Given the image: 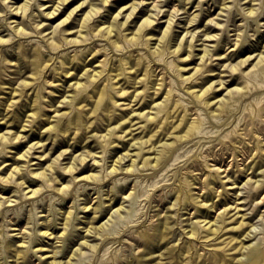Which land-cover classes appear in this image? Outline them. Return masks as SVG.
<instances>
[{
    "label": "rangeland",
    "instance_id": "rangeland-1",
    "mask_svg": "<svg viewBox=\"0 0 264 264\" xmlns=\"http://www.w3.org/2000/svg\"><path fill=\"white\" fill-rule=\"evenodd\" d=\"M24 1L25 0H0V36L8 39L4 45L0 44V75L3 81H0V84L1 86H5L0 88V117H4L0 121L8 120L7 124L0 122V132L5 130H11L12 132L17 131L19 124L27 119V115L33 111L32 108L34 106V110L39 113L36 114L33 128L28 131L27 136L22 139V142L0 144V200L12 197V200L7 201L0 207V264H46V261L53 258L62 260L68 259L73 253V250L80 246V242L84 240L86 234L85 229L88 227L85 220H87V216L94 215L91 210L92 207H96V214L99 216L98 219L100 218L98 223L107 220L106 231L111 232V235L102 238L90 236V242L98 243L97 247L89 248L87 246H81L82 253L77 254L76 258L72 259L75 264H113L111 263L112 261L115 262L114 264L188 263V260L183 259V255L181 256L176 244L181 242L182 246L185 245L187 239L184 237V228L188 226L187 223L189 219L203 217L212 218L213 212L207 211L206 207H198L192 201H188V208L180 210V207L183 206L182 202H184L185 199H182L181 202L174 205L175 190L171 188L176 182H179V178L184 169L186 170L189 166H191V168L196 166L199 163V159L204 158L202 154H206L207 156L208 152L212 149L218 154H216V158L210 156L208 159L213 168H221L222 172H220L223 175H221L222 180L225 178L224 180L227 182H222L219 177L213 178L212 176L214 175L210 174L207 167L204 170L196 169L193 174H198V176L200 174L201 178L196 179L194 191L202 194L201 198H205V200L213 201L214 199L219 202L221 196H215L214 190L211 189V186H215V188L223 194L222 202L227 200L225 198L230 199V204L233 205L236 204L233 202L236 199L243 201V204H241V206H243L242 213L247 211L248 220L253 224L252 227H254V238L252 241L263 243L264 199L261 197L264 195V185L260 188H255L254 185L256 182L254 181L256 178H260L261 176L264 177L263 174L257 175L261 169H264V165L261 166V169H257L256 172L253 168H249L253 157L250 152L251 150H249L250 147L248 146H245L247 150L237 157L232 154V151L228 149L223 151V149L220 148L226 141V138L222 136L226 131L232 129L236 124H238V126H245L246 116L251 118L252 115L250 113H258L260 109L264 107V72L260 73L256 80L250 81V92L244 99L239 101V104L235 108L236 112L234 115L225 117L226 119L223 123L206 118L205 128H203L204 132H202L201 137H196L189 143H185L186 145L181 144L180 148L171 154L172 159L170 158L168 161L167 166L164 168L165 170L162 169L153 172V169H148L131 172L125 169L124 171L107 176L105 175L106 167L111 164L113 158L124 153L128 149L130 135L123 137V132L117 131L109 142L102 137H95L92 134L106 133L108 127L128 117V115L132 113V108L136 110H148L150 104H152V98L149 94L153 89L150 88V84L160 77L156 74L161 67L169 71V75L175 83L174 87L184 96L177 95L175 99L181 104L189 103L191 98L182 89V84H180L176 78L175 70L173 67H168V62L172 64L176 61L170 54L163 53L160 61H150V64L146 62L150 65L149 68L151 69L155 68L157 65H159V67L155 74L151 75L147 83L144 85H142V83L138 84L139 89H142L146 85V92L149 93L143 95V98L139 100L137 104L134 102L132 107L127 104L130 100L129 94L121 96L116 92V89L111 88V94L115 96L112 97L110 96L111 94H109L107 101H101V104L97 107V114L95 113V115L91 116V108L95 107L98 99L97 88L91 84L85 94L80 93L78 96L81 98L79 104L83 106L82 111L79 113L81 117L78 123H72L70 120L76 113V108L71 107L72 110L69 115L59 122L61 125L63 124L66 126V130L62 128L59 129L58 127L46 133L45 129L48 125L47 117L53 114V107L48 104L51 102L58 104L57 100L62 99L64 95L68 93V85L74 80L70 75L66 76L64 74V69L60 60L65 59L70 67L73 65L71 72H74L76 75L77 73H82L86 67L98 63L106 54H108V57L113 56L114 61L120 64L122 68L129 66L131 62H137V59H135V55L129 53V50L127 51V48L123 51H117L113 50L109 44H105L106 50L103 51L102 54H99L89 62L88 60L91 59L92 55H88L84 62V55H82V57L79 56L80 54L73 55L76 53L77 49L80 48L82 52H85L89 48H92L93 44L105 42L100 37H94L92 35H90L91 38L85 41L87 43L83 45H76L77 47L69 46L68 48L60 50L59 53H56L58 51L51 52L49 47L45 44L43 33H47L53 28L50 27L39 33L35 31L34 22L36 20V22L46 24L47 26L51 24L56 25L64 15L61 14L51 19L40 16L42 12L49 9L46 7L56 2V0H32L25 18L15 16V14L10 12L11 4L16 6ZM132 1L134 0H128V3ZM144 1L143 4L138 6V11L140 12H138V17L136 19L147 16L148 13L154 11L152 9L161 7V9H163V11L160 12V14L162 13L160 16H163V18L156 21L157 24H155V29H153L156 35L160 34V29L164 23L161 21L166 20L168 15L172 16L173 19H177L176 22L179 23L176 24L177 26L175 27L177 32L176 35L184 34L187 31V27L185 28V26L188 25L189 27V19L197 12L199 13L198 19L195 21L194 26H190L189 30L196 26L194 31L198 30L203 33L206 31L205 22L210 18L215 19L213 24L216 21L219 23L218 27L214 24L208 30H210V33H218L220 37L219 42L225 44L224 48L220 49V52L223 54L231 52V56L222 60L216 59L213 62L215 73L220 72L221 69L219 65L221 63L237 62L244 56L243 54L248 49H250L251 53L254 55L264 51V0H256V2L258 1L259 3L255 2V7L258 8L255 14H249L251 4L248 0ZM155 2L160 5L153 7V3ZM41 3L43 4L42 6ZM76 4L77 0H73L69 4L70 8L74 7ZM124 4V0H112L105 7L99 4L103 11L101 14L98 13L94 19L92 18V27H95L97 23L103 24L102 21H107V17L109 18L111 14L115 13L119 5L122 6ZM224 4L228 5V8L224 9L225 11L223 10L224 14L218 15L216 18L217 13ZM185 10L188 12H185ZM81 12L82 11H79V13ZM80 18V14H77L74 20L68 24V26L70 25L68 31H74L78 28L77 24ZM12 19L21 21L20 25L24 26L30 34L26 36L17 34L12 27L8 26V21ZM159 22L161 23L159 24ZM107 23L108 22L105 24ZM182 30L186 31L184 32ZM66 34L72 36V34H69L67 31ZM91 41L92 43L90 44ZM206 42L215 43V41ZM237 42L238 45H235ZM97 46L99 47V45ZM39 48L45 50V57L50 58V62H53L56 56L58 61L52 64L46 76L44 75L45 77L41 76L31 89L24 91L22 96L16 97L19 98L18 102L10 109H7L6 103L10 101L11 86L14 84L16 85L17 80H21L25 75L30 74L32 67L31 62L34 58L33 54ZM233 48H239V50L236 51L233 50ZM235 51L236 53H234ZM137 52L148 55L149 58L152 56L148 53V47L145 43L140 45L139 51H136V53ZM123 57H126L130 62L126 64L125 61H123L125 59H123ZM92 61L93 63H91ZM218 62H220V64L215 65V63ZM195 64L196 62L194 59L189 61L190 66ZM221 68H224V66ZM247 69H249V67L246 68V70ZM184 73L186 74L187 72ZM227 73L229 74V72ZM130 74L134 73L132 72ZM137 74H139V77L143 75L141 70L138 71L136 75ZM235 75L238 76V81L241 82L242 78L237 74ZM129 76V73L122 74L123 78L121 83H123L130 92L134 86ZM99 82L100 87H102L104 82L102 79ZM254 82L260 83L263 88L260 87L259 89H255ZM257 93H259V96H257L258 98L253 97L254 94ZM159 95H155L154 99H162L163 96L159 97ZM255 99H262V101L256 102L257 100ZM116 100L117 103H115ZM103 106L105 108H103ZM107 112L112 113V115L109 114L108 117L106 114ZM18 115H20L19 120L17 118ZM257 116L255 125L263 128L264 118L259 116V114ZM165 118L166 117H164V119ZM169 120H171V118H169ZM87 121H89L88 123L92 121L88 128H86ZM170 124H172V122H170ZM231 124L233 125L230 126ZM211 126L214 127V131H212L213 129ZM138 131L139 129L135 132ZM45 133L46 137H49L44 140L46 141L45 146L47 152H49V156L51 155L52 158L57 156L62 150L68 148L67 153L61 156L63 166L68 164L71 159L70 156L84 153L87 150L96 152L98 155L96 156L98 163H94L92 157L89 156L87 159L88 164L74 174V176L78 175L77 179H73V175L69 174V172H62L59 174L57 183H55L56 186L48 185L46 180L42 177H34V175L31 174V170L33 169L41 170V168L39 169L41 165L35 163L40 160L39 158H34L29 162V168L25 170L23 177L16 178V181L6 182L2 179V177L6 175L10 164H28L26 160L16 158L18 156L16 152L23 150L24 147H26V142L42 139ZM142 134L143 133H137L136 135L140 136ZM39 150H41V147ZM38 154H40L39 151L35 153V155ZM14 155H16V157H14ZM45 157L46 156H44V158ZM129 158L130 157L127 156L124 160L125 167L131 162ZM47 161L49 162V160L46 159L41 160L44 165H47ZM261 162L263 163L264 159H261ZM80 167H82V165H80ZM210 168L211 167H209V169ZM243 168L245 172L242 171ZM92 172L99 174L98 179H96L97 181L80 179L82 175ZM249 177H251L252 180L247 182ZM233 178L238 180H236V184L232 183L234 180ZM23 179L25 181L23 185L18 183V181ZM210 180H213V182H210ZM61 182L62 184H70V186L65 189V192L57 189ZM224 184L227 185V188H225ZM28 185L29 188L26 187ZM24 186L25 190H23ZM38 187L42 188L37 194L32 197L28 193V196H26L30 188ZM237 192L241 193L239 194L240 196ZM129 193H132L131 196L126 198L125 196ZM86 204L90 205L89 210L83 208ZM222 204L223 203H221V205ZM120 205H125V209L121 211L120 214L114 212L111 216L113 210ZM179 214L183 215L181 216V220H179ZM67 215L69 216L68 221L66 218ZM165 215L167 217L168 229L172 230L173 233L170 234L171 236L169 235V241L166 242L161 240L160 243L157 244V240L150 238L149 234H145L144 231L148 230L150 233L156 232L154 230L155 223H160V225L163 226ZM110 216L111 218L108 219ZM180 221L182 224H180ZM47 226H50V231H54L50 236L43 234ZM64 227H66V235L60 237V240L54 238L53 236L56 233L59 235L64 231ZM141 234L142 237L146 239V244H141V242H139L138 237ZM149 246H155L152 253L153 255L148 254ZM39 247H43L47 250H37L36 248ZM55 249L59 250V255H54L53 257L48 256L53 254ZM40 255H42V257ZM117 258H122L124 262H119Z\"/></svg>",
    "mask_w": 264,
    "mask_h": 264
},
{
    "label": "bare ground",
    "instance_id": "bare-ground-1",
    "mask_svg": "<svg viewBox=\"0 0 264 264\" xmlns=\"http://www.w3.org/2000/svg\"><path fill=\"white\" fill-rule=\"evenodd\" d=\"M72 1L73 0H56V2H53L51 5L46 7L49 9L40 14V16H45L49 19L56 18L61 14L64 15L56 25L51 24L50 26H47L46 24L36 22V20L34 22L35 31L39 33L50 27L53 28L51 31L43 33V39L46 42L45 44L49 47L51 52L58 51L56 53H59L60 50L68 48L69 46L77 47L76 45H83L87 43L85 41L91 38L90 35H92L94 37H100L105 42L93 44V47L87 46L92 48H89L85 52H82L79 48L73 55L80 54L79 56L81 57L84 55V62L86 61L88 55H92L91 59L88 60L89 62L99 54H102L103 51L106 50L105 44H109L113 50L117 51H123L127 48V51L129 50L131 55H135L137 62H131L129 66L122 68L120 64L114 61L113 56L108 57V54H106V56L103 59H100L98 63L86 67L82 73H77L75 75L74 72H71L73 65L70 67L65 59L60 60L64 69V74L66 76L70 75L74 80H72L68 85V93L65 94L62 99L57 100L58 104L55 102L48 104L53 107V114H50L47 117L48 125L45 129L46 133L57 129L58 127L59 129L62 128L63 130H66V126L63 124L61 125L59 122L64 120L65 117L69 115L72 110L71 107L76 108V113L70 120L72 123H78L79 118L81 117V114L79 113L82 111L83 107L79 104L81 102V98L78 96L80 93L85 94L91 84L97 88L98 92L97 103L95 107L91 108V116L95 115L97 107L101 104V101H107L108 95L111 94V88L116 89V92H118L121 96L129 94L130 100L127 102L129 106L132 107L134 102L137 104L139 100L143 98V95L149 93L146 92V85L142 89H139L138 84L142 83V85H144L150 80L151 75L155 74L159 65L151 69L149 68L150 61H160L163 53H168L170 56L174 57L176 62L172 64L171 62H168V67H173L176 72L177 80L180 84H182V89L191 98L189 103L185 104H181L175 99L177 95L182 97L184 96L177 90V88L174 87L175 83L169 75V71H166L164 67H161L159 72L156 74L160 77L150 84V88L153 89L149 94L152 98V104H150L148 110H136L135 108H132V113L128 115V117L118 121L115 125L108 127L106 133L92 134L95 137H102L108 141L114 134L117 133V131H122L123 137L130 135L128 149L124 153L113 158L111 164L106 167L105 175L107 176L124 171L125 169L131 172L148 169H153V172L162 169L165 170L164 168L167 166L168 161L170 158L172 159L171 154L176 152L180 148L181 144L189 143L196 137H201L202 132H204L203 128H205L204 125L206 123V118L223 123L226 119L225 117L234 115L236 112L235 108L239 104V101L244 99L250 92V81L256 80L259 74L264 72V51H261L258 54L254 52L256 54L254 55L251 53V50L248 49L243 54L244 56L235 63L223 62L220 64L221 61L215 63V65L220 64L219 68L221 69L220 72L215 73L213 62L216 59L222 60L224 58H229L231 56V52L228 54L220 52V49L224 48L225 44L219 42L220 37L218 33H210V30H208L214 24L218 27L219 23L217 21L213 24L215 20L214 18H210L205 22L206 31L203 33L198 30L194 31L196 26L189 30L190 26L195 25V21H197L199 16L198 12L189 19V27L188 25L185 26V28L187 27V31L182 30L184 32L186 31L184 34L182 33L181 35H176L177 32L175 27L177 26L176 24L179 23L176 22L177 19H173L172 16L168 15L166 20L161 21L164 23L160 29V34L156 35L155 32H153V29H155L154 26L157 24L156 21L163 18V16H160L162 14H160V12L163 11V9H161L162 7L152 9L155 12H150L147 16L144 15L145 17H140L139 19L141 20H139L136 19L138 17V12H140L138 11V6L143 4L145 1L134 0L131 3H128V0H124L125 4L122 6L119 5L117 11L111 14L109 18L107 17V21H102L103 24L97 23L95 27H92L91 20H93L98 13L101 14L103 11L99 4L105 7L112 0H77V4L70 8L69 4ZM31 2L32 0H25L23 3L16 6L11 4L10 12L15 14V16L25 18ZM248 2L251 4L250 12L248 11L249 9L246 11H248L249 14H255L258 11V8L255 7L258 1L248 0ZM42 5L43 4L41 3V6ZM158 5L160 4L156 2L153 3V7ZM226 8H228V5L224 4L221 7V10L217 13L216 18L218 15L224 14L223 10ZM209 10L211 11L210 8ZM79 11L82 12L79 13ZM185 12L188 11L185 10ZM77 14H80L81 16L77 24L78 28L74 31H68L70 27L68 24L74 20ZM106 22L108 23L105 24ZM161 22H159V24ZM20 24L21 21H18L17 19L8 21V26L12 27L17 34L23 36L29 35L30 32H28L26 28ZM66 31L69 34H72V36L67 35ZM7 40V38L0 36V44L4 45ZM206 41H215V43L212 44L211 42ZM91 43L92 41L90 44ZM142 43H145L148 47V53L152 55L150 58L148 55H144L143 53H136V51H139ZM97 45H99V47ZM235 45H238V42ZM233 50L237 51L239 48H233ZM236 51L234 53H236ZM33 55L34 58L31 62L32 67L30 74L25 75V77L21 80H17V84L11 86L10 101L6 103L7 109H10L18 102L19 98L16 97L22 96L24 91L31 89L41 76H46L47 71L50 69L52 64L58 61L56 56L53 62H50V58L45 57V50L43 48H39ZM123 59L126 64L130 62L126 57H123ZM193 59L196 64L190 66L189 61ZM91 63H93V61ZM222 66H224V68H221ZM248 67L249 69L246 70ZM140 70L143 75L139 77V74L136 75V73ZM132 72L134 74H130ZM184 72L187 73L185 74ZM227 72H229V74ZM124 73H129L130 80L134 86L130 92L128 91V88L121 83L123 78L122 74ZM235 74L242 78L241 82L238 81V76ZM101 79L104 82L102 87H100L99 82ZM0 81H2L1 75ZM254 85L256 87L255 89H259L260 87L263 88V86L258 82H254ZM3 86L0 84V88H3ZM258 94L259 93L254 94L253 97L259 96ZM155 95L163 97L162 99L157 100L154 99ZM110 96L114 97L115 95L111 94ZM260 101H262V99H259L256 102ZM115 103H117V100ZM34 107L32 108L33 111L27 115V119L19 124L17 131L12 132L11 130H5L0 132V144L22 142V139L27 136L28 131L33 128V122L35 121L36 114L39 113L34 110ZM103 108L105 107L103 106ZM106 114L108 117L109 114L112 115L110 112H107ZM250 114L252 115L251 118L246 116L247 119L245 121V126H238V124H236L232 129H229L224 135H222L223 138H226V141L220 149H223V151L228 149L232 151L234 156L237 157L247 150L245 146L250 147L249 150H251L250 152L253 159L250 166H248L249 168H253L256 172L257 169H261V166L264 165V162H261V159H264V127H257L255 125V120L258 117V114L264 118V107L260 109V112ZM164 117L166 118L164 119ZM2 118L4 117H0V120ZM17 118L19 120L20 115H18ZM169 118H171V120H169ZM0 122L7 124L8 120ZM88 122L89 121L86 122V128H88L92 123V121L90 123ZM170 122H172V124H170ZM232 125L233 124L230 126ZM211 127L212 129L214 128L213 126ZM138 129L139 131L135 132ZM212 131H214V129ZM46 133L42 139L26 142V147H24L23 150L16 152L18 156L16 157V155H14V157L24 159L28 164H10L6 175L3 176L2 179L6 182H12L16 181V178L23 177L25 170L29 168V162H31L34 158L40 159L35 163L41 165L39 167L41 170L33 169L31 170V174H33L34 177H42L46 180L48 185H55L58 181L59 174L62 172H69V174L73 175V179H77L78 175L74 176V174L79 172V170L83 169L86 164H88L87 159L89 156L92 157L94 163H98L96 158L98 155L96 152L87 150L84 153L73 154L70 156L71 159L68 164L66 163L67 165L63 166L61 156L67 153L68 148L62 150L53 158L51 155L49 156V152H47L45 146L46 141H44L49 138L48 136L46 137ZM137 133L143 134L138 136L136 135ZM40 147L41 150H39ZM38 151L40 154L35 155ZM216 154L218 153L214 149L210 150L207 156L206 154H202L204 158L199 159V163H196V166L192 168L189 166L186 170L184 169L179 178V182H176L171 188L172 190H175L174 205L181 202L182 199H185L184 202H182L183 206L180 207V210L188 208V201H192L198 207H206L207 211L213 212L212 218L203 217L189 219V222L187 219L188 226L184 228V237L187 239L185 241L186 243L182 246L180 242L176 244V246L179 248L181 256L183 255V259L188 260V263L185 264H264V242L252 241L254 238V227H252L253 224L248 220L247 211L242 213L243 206H241V204H243V201L236 199L233 201L236 204L233 205L230 204V199L225 198L227 200L222 202L223 194L219 192L215 186H211V189L214 190V193L216 194L215 196H221L219 202L214 199L213 201L205 200V198H201L202 194L194 191L196 179L201 178L200 174L199 176L198 174H193L196 169L204 170L207 167L210 174L214 175L212 176L213 178L219 177L222 182H227L224 180L225 178L222 180L223 175L221 174V168H213L210 160L208 159L210 156H217ZM44 156L46 157L44 158ZM127 156L130 157L129 159L131 162H129V164L125 167L124 160ZM42 159L49 160V162L47 161V165H44L41 162ZM80 165H82V167H80ZM209 167L211 168L209 169ZM244 168L242 171L245 172ZM258 174L264 175V169H261L257 175ZM98 177V173L92 172L82 175L80 179L97 181L96 179H98ZM236 180L234 179L232 183L236 184L238 181ZM250 180H252L251 177L248 178L247 182ZM210 182H213V180H210ZM254 182H256L254 187L260 188L264 185V177L261 176L260 178H256ZM18 183L23 185L25 181L23 179L18 181ZM59 184L60 186L57 187V189L63 192H65V189L70 186V184H62V182ZM224 186L227 188L226 184H224ZM26 187L29 188V185ZM41 188L42 187L30 188L27 191L26 196H28L29 193L30 196L33 197L39 190H41ZM23 190H25V186ZM131 194L132 193H129L125 197L128 198ZM237 194L239 195L241 193L237 192ZM11 198H1L0 207L7 201L12 200ZM261 198L264 199V195ZM221 203L223 204L221 205ZM89 207L90 205L86 204L83 208L89 210ZM124 209L125 205H120L113 210L111 216L114 212L120 214ZM91 210L94 215L87 216V220H85L88 227L85 229L86 234L84 240L80 242V246L73 250V253L68 259L62 260L53 258L46 261V264H75L72 259L76 258L77 254L82 253L81 246H87L89 248L97 247L98 243L90 242V236L102 238L104 236L106 237L111 235V232L106 231L107 220L98 223L100 218L98 219L99 216L96 214V207H92ZM111 216L108 219H110ZM181 216L183 215L179 214V220H181ZM68 217L69 216L67 215V221ZM164 219L163 226L160 225V223H155L154 230L156 232L150 233L148 230L144 231L145 234H149L150 238L156 239L157 244H159L161 240L166 242L169 241L171 236L170 234L173 233L172 230L168 229L169 227L167 225L166 215ZM180 224H182L181 221ZM64 228V231H62L59 235L56 233L53 237L57 238V240H60V237H64L67 233L66 227ZM49 229L50 226H47V229L43 231V234L46 236L52 235L54 231H50ZM138 240L141 244L147 243L146 239L142 237V234L138 237ZM154 247L155 246H149L148 254L153 253ZM36 249L47 250L43 247ZM58 251L59 250L55 249L54 253L48 256L53 257L54 255H59ZM40 256L42 257V255ZM118 261L124 262L122 258H119ZM111 263L114 264L115 262L112 261Z\"/></svg>",
    "mask_w": 264,
    "mask_h": 264
}]
</instances>
